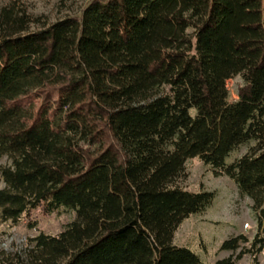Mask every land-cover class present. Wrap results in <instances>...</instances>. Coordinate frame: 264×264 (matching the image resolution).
<instances>
[{"label":"trees","instance_id":"1","mask_svg":"<svg viewBox=\"0 0 264 264\" xmlns=\"http://www.w3.org/2000/svg\"><path fill=\"white\" fill-rule=\"evenodd\" d=\"M236 74L243 83L229 101ZM191 157L231 178L256 216L253 238L225 239L220 250L237 252L216 264L244 254L258 264L264 0H88L53 23L23 0L0 3L1 212H75L60 232L1 252L0 264H202L173 243L215 197L179 185Z\"/></svg>","mask_w":264,"mask_h":264},{"label":"rangeland","instance_id":"2","mask_svg":"<svg viewBox=\"0 0 264 264\" xmlns=\"http://www.w3.org/2000/svg\"><path fill=\"white\" fill-rule=\"evenodd\" d=\"M7 0H0L3 3ZM27 10L34 16H41L46 22L53 23L59 19L79 15L88 0H23ZM36 27H32L34 29ZM191 31V29H189ZM243 83L241 74L226 80L228 100L238 97V89ZM76 141V140H75ZM253 140L242 143L232 149L225 157L229 164L244 154ZM79 145L92 152L93 147L82 141ZM6 158L1 159L5 164ZM186 177L178 183L189 191H213L215 197L211 204L203 210L185 218L174 233L173 243L184 246L196 253L202 264H216L218 259L235 254L237 251L220 250L225 239L238 235H246L250 241L256 230V216L251 209V200L239 192L234 181L226 175H215L211 167L197 157L188 158L185 162ZM4 183L0 180V188ZM75 218V212L67 208H59L50 214H43L37 208L31 210L27 218L24 213L19 217L9 218L0 209V253L13 254L22 252L31 237L39 232L56 234ZM34 223L33 227L29 224ZM249 241L246 246H249ZM258 264H264V247L257 255ZM249 254H244L235 264H251Z\"/></svg>","mask_w":264,"mask_h":264}]
</instances>
